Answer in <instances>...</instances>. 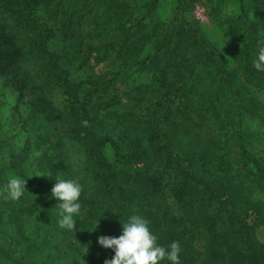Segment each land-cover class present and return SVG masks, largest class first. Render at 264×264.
Instances as JSON below:
<instances>
[{
    "label": "trees",
    "instance_id": "16d2710c",
    "mask_svg": "<svg viewBox=\"0 0 264 264\" xmlns=\"http://www.w3.org/2000/svg\"><path fill=\"white\" fill-rule=\"evenodd\" d=\"M215 1L218 6L224 3V0ZM230 1L232 12L220 24L232 47L233 60L242 73L241 86H236L235 77L230 76L231 71L218 56L214 44L183 11L179 13L180 18L176 17L178 21L152 23L150 27L143 24L140 15L133 17L125 12L127 17L137 20V32L122 33L120 38L107 40L109 46L119 48L113 60L122 66H136L143 72L146 78L134 87L137 95L143 93L147 97L156 93V100L163 101L162 108L152 113V128L147 137H141L128 133L119 121L108 123L104 119L102 102L94 91L95 83L74 75L70 67L74 66L75 58L64 43L52 47L53 39H59L64 33L65 24H76L74 12L78 0H0V77L5 86L28 103L32 116L39 118L34 132H27L24 145L12 153L10 169L25 177L29 170L25 162L41 144L46 145L32 163L38 171L68 170L76 160L86 180L81 183V210L74 217L75 228L71 231L78 243L90 242L88 233L94 223L99 222L96 228L102 231L97 235L102 236L103 231L109 234L110 227L121 219L119 213L124 212L128 219L137 214L150 221V231L158 236L160 246L168 248L172 242H179L181 264H203L204 261L194 263L195 257L183 241V235L173 224L167 223L169 226L163 228L166 223H161L151 208L164 182L171 185L182 182L185 188L194 181L197 187L201 185L214 207L223 211L234 234V241H225L224 246L222 239L211 238L208 244L211 258L207 264H264V246L252 240L249 213L236 207L235 197L224 188L223 181L199 177L191 167L184 169L186 158L179 161L180 170H175L174 163L178 157L169 115H174L172 107L180 110L182 106L181 113L189 114L186 111L190 110V93L186 85L195 65L207 63L215 68L222 96L236 102L239 115L257 114L258 102L248 93L251 88L264 86V71L253 66L259 48L264 46V0ZM149 3L152 11L158 0H149ZM116 30L128 28L119 26ZM107 49L103 50L105 56ZM137 75L140 79L141 75ZM160 110L162 114L158 115ZM85 120L89 122L88 127L82 125ZM118 137L129 142L133 161L143 165L142 171L130 173L117 169L107 158L106 144ZM186 196L184 193L182 197ZM183 210L191 216L186 208ZM66 231L59 227L57 220L45 231L40 250L34 251L31 244L27 246L37 258L19 255L13 264H52V255L55 259L59 255L51 251L49 237H58ZM11 238L14 240V235ZM237 247L236 252L229 251ZM159 264L171 262L165 258Z\"/></svg>",
    "mask_w": 264,
    "mask_h": 264
},
{
    "label": "rangeland",
    "instance_id": "374dc122",
    "mask_svg": "<svg viewBox=\"0 0 264 264\" xmlns=\"http://www.w3.org/2000/svg\"><path fill=\"white\" fill-rule=\"evenodd\" d=\"M97 2L78 0L74 12L76 24H65L64 33L59 39H53L52 47L64 43L75 58L74 66L70 67L74 75L95 83L94 91L99 95L101 112L108 123L119 121L128 133L131 131L134 135L147 137L152 128V113L163 106V101L156 100V93H150L147 97L143 93L137 95L135 85L146 78L139 68L122 66L113 60L119 48L113 44L109 46L107 40L120 38L122 33L137 32V20L127 17L125 12L133 17L140 15L143 24L150 27L152 23L162 25L171 20L178 21L176 17L180 18L179 13L183 11L188 20L199 26L203 36L214 44L219 52L217 55L231 71L230 76L232 79L235 77L236 86H241L244 81L233 60L229 39L220 24L221 19L232 12L230 0H224L221 6L215 0H158L152 11H149L152 6L149 0ZM65 17L69 18V13ZM119 26L128 30H116ZM107 47L105 56L103 50ZM218 82L212 65H195L186 85L190 93V110L186 111L189 114L181 113L184 106L180 110L171 108L174 115H169L170 130L178 157L174 162L175 170L181 169L179 161L186 158L184 169L191 167L196 169L195 174L199 177L223 181L224 188L235 197L236 207L249 213L253 242L264 246V86L251 88L252 91L248 93L258 102L255 106L257 114L239 115L236 102L222 96V87ZM161 114L162 110L158 115ZM32 115L28 103L19 99L17 92L5 86L0 77V264H13L19 255L37 258L34 251L40 250L45 231L60 219L58 202L51 194L56 177L78 179L80 183L86 181L76 160L68 170L55 173L38 171L32 164L33 159L46 144L31 151V158L25 162L29 169L25 177L10 169L12 153L24 145L27 132L32 134L38 124L39 118ZM130 150L129 142L118 137L106 144L104 152L117 169L130 173L142 171L143 165L133 161ZM12 176L26 180V190L18 201L5 199L7 194L4 188ZM176 181L177 178L174 183ZM177 183L171 185L164 182L154 196L151 208L160 222L166 223L163 228L173 224L183 235V241L195 257L194 263L204 261L203 264H207L211 258L208 244L212 237L222 239L223 246L225 241H234L231 223L223 211L214 207V203L201 190V185L197 187L191 181L183 188L182 182ZM184 193H187L185 199L182 197ZM183 207L191 216L185 215ZM119 215L122 217L115 226L110 227V233L103 231L102 236L122 235L121 223H126L128 217L124 212ZM52 218L56 221H52ZM95 228L94 223L88 233L90 242L87 244L78 243L68 230L58 237L51 235V251L59 255L57 259L52 255V264H104L106 259H112L114 251L98 243L101 236L97 233L102 230ZM29 244L33 245L34 251L27 247ZM229 249L234 253L238 247Z\"/></svg>",
    "mask_w": 264,
    "mask_h": 264
},
{
    "label": "clouds",
    "instance_id": "9594fccd",
    "mask_svg": "<svg viewBox=\"0 0 264 264\" xmlns=\"http://www.w3.org/2000/svg\"><path fill=\"white\" fill-rule=\"evenodd\" d=\"M253 66L258 71H264V46L259 48ZM82 125L88 127L89 122L85 120ZM25 190L26 180L12 176L4 188V192L7 194L5 199L18 201L24 195ZM82 192L83 185L78 179L65 180L56 177V183L51 189V194L58 202L60 216L58 225L61 229L74 230V217L81 210L80 197ZM149 224L148 219L134 214L129 217L126 223H121L123 233L119 237H99L98 243L105 249H112L115 253L113 258L106 259L104 264H159L165 258L171 264H181L179 242H172L168 248L160 246L157 242L158 236L150 231Z\"/></svg>",
    "mask_w": 264,
    "mask_h": 264
}]
</instances>
